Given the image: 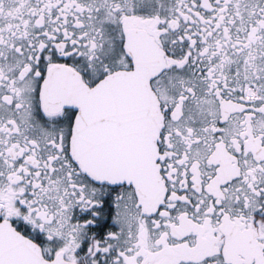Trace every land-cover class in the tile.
<instances>
[{
  "label": "snow or ice",
  "instance_id": "snow-or-ice-1",
  "mask_svg": "<svg viewBox=\"0 0 264 264\" xmlns=\"http://www.w3.org/2000/svg\"><path fill=\"white\" fill-rule=\"evenodd\" d=\"M0 264H264V0H0Z\"/></svg>",
  "mask_w": 264,
  "mask_h": 264
}]
</instances>
